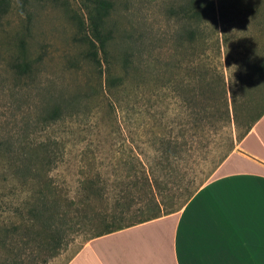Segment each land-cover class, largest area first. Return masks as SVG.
<instances>
[{
    "label": "rangeland",
    "instance_id": "rangeland-1",
    "mask_svg": "<svg viewBox=\"0 0 264 264\" xmlns=\"http://www.w3.org/2000/svg\"><path fill=\"white\" fill-rule=\"evenodd\" d=\"M109 1L112 7L107 21L116 30V45L110 48V53L130 54L136 69L124 75L119 69L121 62L116 67V73L124 80L112 91L113 112H109L100 97L93 96L83 100L78 110L71 113L67 110L62 120L50 126L39 121L44 119L54 92L62 96L83 93L90 89L86 85L95 87L98 81L94 70L80 57L86 47L79 42L85 30L84 2L31 0L24 10L13 4L0 17V223L8 227L15 225L22 202L35 189L31 173L20 172L24 175L20 176L15 171L22 167L20 162L27 157L26 153L39 143L50 145L52 139L60 143L55 167L47 172L58 189L75 191L81 178L97 176L104 191L101 198L89 202L94 210L70 209L63 226L61 251L46 264H66L88 242L82 239V233L99 231L100 225L90 219L94 212L109 211L115 203H123L116 201V192L130 191L133 199L144 192L133 207H143L146 216L174 211L181 203L177 197L182 184L174 178L167 181L161 178L158 187H151L153 192L148 193L144 183L137 181L142 171L137 159L144 161V153L150 157L157 147L151 146L144 137V35L147 33L152 32L158 40L164 84L158 98L161 122L170 127L179 121L178 104L165 80L169 73L166 64L172 61L175 46L170 35L177 27L169 19L168 9L183 0ZM216 9L224 14L230 47L249 43L256 48L264 46V0H225ZM24 62H30V68L20 74L21 69L16 65ZM256 90L262 88L258 85ZM230 130L228 126L208 134L207 147L212 148L219 138L223 143ZM211 176L212 173L202 177L197 186H202ZM18 237L17 232H0V256L5 249L2 242L6 239V243L17 248ZM25 249L31 252V247ZM33 258L34 261L25 264H40L46 257L35 252Z\"/></svg>",
    "mask_w": 264,
    "mask_h": 264
},
{
    "label": "trees",
    "instance_id": "trees-1",
    "mask_svg": "<svg viewBox=\"0 0 264 264\" xmlns=\"http://www.w3.org/2000/svg\"><path fill=\"white\" fill-rule=\"evenodd\" d=\"M30 1L0 0V17L13 4L24 10ZM224 1L183 0L168 9L169 19L177 27L170 35L175 46L172 61L166 64V72L169 73L165 84L179 107V121L170 127L162 124L159 112V90L164 84L158 59V40L152 32L144 35V137L151 146L157 147L150 157L144 153V161L137 159V164L142 168L139 173L141 177L137 181L144 183L149 189L148 193L153 192L151 187H158L161 178L166 181L174 178L182 184L177 197L180 206L163 215L182 208L200 188L197 186L198 181L214 172L264 114V46L256 48L250 43L247 46H229L224 14L216 9ZM83 2L85 30L79 42H83L86 47L80 57L94 70L98 81L95 87L86 85L90 89L83 93L62 96L54 92L44 119L39 121L45 122L47 126L55 125L68 114L67 110L70 113L78 110L83 100L93 96L100 97L109 112H113L115 102L112 101V91L117 90L124 80V77L116 73V67L121 62L119 69L124 75L136 69L130 54L114 56L110 53V48L116 45V30L107 21L112 7L110 1ZM16 68L21 69L20 74H24L29 71L30 62L16 65ZM258 85L262 90H256ZM228 126L231 130L226 140L222 143L219 138L212 148H208V134ZM59 145L55 139L51 140L50 145L36 144L26 153L27 157L21 160L22 167L15 171L16 175H20V172L24 175L31 173L35 189L22 202L15 225L8 227L0 223V232H17L20 242L17 248L10 242L6 243V239L2 242L1 246L5 249L0 256V264L34 261L35 252L46 257L40 261V264H46L61 251L64 244L63 226L68 220L70 209L73 208L74 212L92 211L94 209L89 202L101 198L104 192L97 176L94 179L88 176L81 178L79 188L75 191L58 189L51 182L47 172L55 167ZM49 146L52 148L49 149ZM197 151L200 154L196 155ZM133 177L136 178L137 174ZM143 194L141 192V195L133 199L130 191L116 192V201L122 200L123 203H115L109 211L94 212L90 222L99 224L100 229L93 234L83 232L82 239L87 242L162 216H146L143 207H133L135 200H140ZM125 221L129 223L120 225ZM26 246L31 247L30 253L26 252Z\"/></svg>",
    "mask_w": 264,
    "mask_h": 264
},
{
    "label": "crops",
    "instance_id": "crops-1",
    "mask_svg": "<svg viewBox=\"0 0 264 264\" xmlns=\"http://www.w3.org/2000/svg\"><path fill=\"white\" fill-rule=\"evenodd\" d=\"M66 264H264V114L182 208L93 238Z\"/></svg>",
    "mask_w": 264,
    "mask_h": 264
}]
</instances>
